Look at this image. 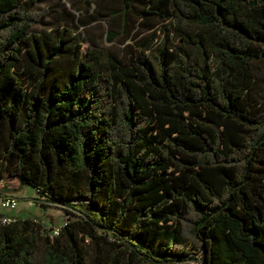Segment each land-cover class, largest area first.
I'll return each instance as SVG.
<instances>
[{"label": "trees", "instance_id": "trees-1", "mask_svg": "<svg viewBox=\"0 0 264 264\" xmlns=\"http://www.w3.org/2000/svg\"><path fill=\"white\" fill-rule=\"evenodd\" d=\"M38 1L0 0V182L69 220L1 216L0 264H264V0H65L125 52Z\"/></svg>", "mask_w": 264, "mask_h": 264}, {"label": "rangeland", "instance_id": "rangeland-1", "mask_svg": "<svg viewBox=\"0 0 264 264\" xmlns=\"http://www.w3.org/2000/svg\"><path fill=\"white\" fill-rule=\"evenodd\" d=\"M40 8H51L53 9V14L46 20V24L37 25L34 29L41 31L51 26L58 24L60 20L64 18L71 28L76 30L81 35L83 48L86 49L88 42L87 38H95L102 44L106 46H112L119 49L121 52H125L126 43H121L120 40H115L110 42L106 39V33L108 31V24L105 21H92L86 22L89 19L90 14L93 11L92 6L84 5L81 12H74L72 5L65 0H40L37 3ZM86 8L88 10H86ZM73 13L75 16L71 17ZM84 22H81V21ZM169 24L166 22H161L155 28L154 39L151 40V48L146 51V54L150 57L162 44L166 31L165 27ZM151 31L144 32L138 35L134 40H129L128 42L132 44L134 51H139L141 48L142 41L151 39ZM171 45L177 43L178 35L176 33H171L169 36ZM256 73L258 77V92L264 90V63H257ZM12 195L18 198V209L7 211L0 205V214H11L17 216L19 219L32 218L42 222L48 229L50 227L63 226L69 220L68 214L55 206H43L35 198H38V193L36 189L31 185H20L17 178H11L6 176L3 179V185H0V200L3 195Z\"/></svg>", "mask_w": 264, "mask_h": 264}, {"label": "built area", "instance_id": "built-area-1", "mask_svg": "<svg viewBox=\"0 0 264 264\" xmlns=\"http://www.w3.org/2000/svg\"><path fill=\"white\" fill-rule=\"evenodd\" d=\"M0 205L7 211L16 210L18 208V199L15 197H4L1 199ZM1 219L4 223H8L14 220L13 217L7 215L2 216ZM60 231L61 226H56L51 230V235H58Z\"/></svg>", "mask_w": 264, "mask_h": 264}, {"label": "crops", "instance_id": "crops-1", "mask_svg": "<svg viewBox=\"0 0 264 264\" xmlns=\"http://www.w3.org/2000/svg\"><path fill=\"white\" fill-rule=\"evenodd\" d=\"M0 185H3V181H1L0 182ZM20 186V185H19ZM4 197H14V196H12V195H8V194H6V195H3V198ZM16 198V197H15ZM18 199V198H17ZM1 201V200H0ZM18 209V208H17ZM4 215H7V216H11V217H13V219H16L17 218V216H14V215H11V214H0V217L1 216H4Z\"/></svg>", "mask_w": 264, "mask_h": 264}]
</instances>
